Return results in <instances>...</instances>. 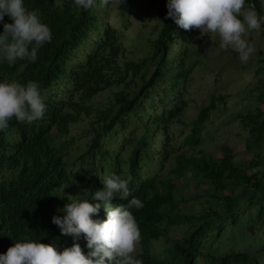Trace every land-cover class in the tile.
<instances>
[{
  "label": "trees",
  "instance_id": "trees-1",
  "mask_svg": "<svg viewBox=\"0 0 264 264\" xmlns=\"http://www.w3.org/2000/svg\"><path fill=\"white\" fill-rule=\"evenodd\" d=\"M160 1L167 8V0ZM25 3L50 25L53 39L41 47L35 62L0 64V79L38 81L47 110L38 121L29 124L13 119L0 131V252L22 238L41 239L61 249L70 246L72 236L61 233L52 222L53 215H64L58 210L70 202V196L91 199L90 193L103 187V177L116 173L128 178L131 195L144 201L143 208L132 209L141 229L137 256L144 264H264V78H259L246 97L257 105L238 115L248 132L246 147L254 151L252 159L235 161L226 144L220 146L218 155L193 147L190 153L175 156L173 166L163 173L172 151L169 123L185 105L183 88L190 69L185 64L189 49L183 47L171 57L172 44L180 39L196 43L202 38L200 32L195 27L180 28L166 16L156 36L148 40L146 54L120 60L123 47L117 29L103 18V8L82 10L74 0ZM247 6L264 14V0H247ZM5 20L11 22L7 15ZM86 44L85 56L75 60ZM263 72L264 55L252 70L255 76ZM164 80L173 103L165 107L160 97L162 109L151 113L149 109L156 107L147 100ZM113 87L105 105L93 101ZM227 98L226 94L210 95L198 112L188 142H199L210 112ZM86 117L83 132L90 137L80 149L70 128ZM135 123L140 132L125 137ZM158 133L165 137L154 149ZM119 138V147L112 148L109 143ZM181 178L207 184L211 199L201 212L180 208L176 191ZM112 202L127 201L117 196ZM98 215L106 219L103 207ZM174 226H182V234L169 237ZM160 238L165 246L158 256L152 244ZM80 243L83 247L86 241Z\"/></svg>",
  "mask_w": 264,
  "mask_h": 264
},
{
  "label": "clouds",
  "instance_id": "clouds-1",
  "mask_svg": "<svg viewBox=\"0 0 264 264\" xmlns=\"http://www.w3.org/2000/svg\"><path fill=\"white\" fill-rule=\"evenodd\" d=\"M77 7L89 10L108 6L110 0H74ZM247 0H167L166 16L184 29L193 27L201 34L219 36V47L239 54L248 62L256 51L245 38L249 31L264 32V14ZM11 22L5 20V16ZM0 64H15L18 60L35 62L43 45L53 39V31L38 10L29 9L25 0H0ZM47 110L41 84L33 79L26 82L0 79V131L15 119L29 124L42 119ZM103 187L91 192V199L69 197L54 214L52 222L62 234L71 235L73 243L62 249L41 239H15V243L0 252V264H144L137 256L141 229L132 209L144 207V201L131 195L129 179L112 173L101 180ZM89 193V189H84ZM119 197L126 203L114 204ZM131 196L130 199H128ZM106 219L99 217L101 208ZM86 241L82 247L80 240ZM87 248V252H85Z\"/></svg>",
  "mask_w": 264,
  "mask_h": 264
},
{
  "label": "rangeland",
  "instance_id": "rangeland-1",
  "mask_svg": "<svg viewBox=\"0 0 264 264\" xmlns=\"http://www.w3.org/2000/svg\"><path fill=\"white\" fill-rule=\"evenodd\" d=\"M101 8L105 10L103 18L117 29L119 42L123 47L120 60L139 59L150 50L148 40L156 36L168 11L160 0H110L108 6ZM197 30L200 32L199 29ZM200 36L202 38L196 43L186 42L179 38L180 43L172 44L171 57H174L183 47L189 49V53L185 57V64H188L190 69L183 88L185 105L181 113L177 117H173L169 123L172 151L169 154V160L165 163L163 173L173 166L175 156L180 153L188 154L193 151V147L218 155L220 146L226 144L233 150L235 161L247 163L254 157V151L246 147L248 132L241 126L238 115L257 105V103L249 102L246 97L253 91L259 78H264V72L259 76L252 73L258 63V58L264 55V36L259 31H249L246 34L245 38L256 49L246 63L240 61L239 54L234 50L221 49L217 34L205 33ZM86 49H89L87 44L80 47L75 60L82 59ZM115 89L113 87L100 92L93 98V101L98 105H105L111 99ZM168 92L166 80L160 81L152 91L150 99L147 100L153 101L156 107L149 109V112L153 113L162 109L163 105L158 103L160 97L163 99L165 107L173 103ZM212 94H226L228 98L226 103L210 112L208 119L203 124L199 142L196 145L191 144L186 140L187 136L190 134L200 108L208 103ZM261 107L264 109V103ZM87 120V117L83 118L72 124L70 128L71 134L78 139L76 145L78 144L80 149L84 148V144L90 137L83 132L86 129ZM140 129V125L135 123L127 128L124 135L130 138L138 134ZM156 137L157 142L153 144L154 149L160 146L165 136L158 133ZM121 139L119 138L115 143H109V145H113L112 148H117ZM261 150V155L264 158V146ZM153 169L157 171V165H154ZM146 171L152 173L149 167L146 168ZM187 174L190 175V173ZM177 188L176 197L180 199V208L185 212L198 213L208 206L211 197L208 194L207 184L197 183L194 179L185 181L181 178ZM211 203L214 205L213 202ZM182 231V226H174L169 230L168 235L177 237L182 234ZM164 246L163 238L155 240L152 244V252L160 256ZM139 251L140 245L138 244L136 254ZM261 258H264V252Z\"/></svg>",
  "mask_w": 264,
  "mask_h": 264
}]
</instances>
